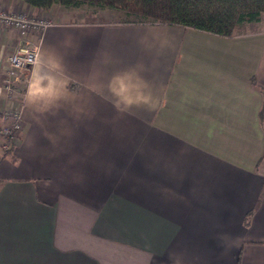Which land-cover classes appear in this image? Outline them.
<instances>
[{
	"label": "crops",
	"instance_id": "0c3cea01",
	"mask_svg": "<svg viewBox=\"0 0 264 264\" xmlns=\"http://www.w3.org/2000/svg\"><path fill=\"white\" fill-rule=\"evenodd\" d=\"M83 7L50 9L39 48L82 94L76 114L37 118L23 100L20 137L0 151V264H264V15L226 37ZM26 39L38 43L0 26L2 107ZM132 68L150 110L108 102L109 79Z\"/></svg>",
	"mask_w": 264,
	"mask_h": 264
},
{
	"label": "trees",
	"instance_id": "16d2710c",
	"mask_svg": "<svg viewBox=\"0 0 264 264\" xmlns=\"http://www.w3.org/2000/svg\"><path fill=\"white\" fill-rule=\"evenodd\" d=\"M49 11L83 6L122 12L126 22L168 24L232 36L237 27L264 15V0H21Z\"/></svg>",
	"mask_w": 264,
	"mask_h": 264
},
{
	"label": "clouds",
	"instance_id": "9594fccd",
	"mask_svg": "<svg viewBox=\"0 0 264 264\" xmlns=\"http://www.w3.org/2000/svg\"><path fill=\"white\" fill-rule=\"evenodd\" d=\"M32 70L24 93L25 107L37 118L44 115H55L62 110H71L75 115V105L80 102L82 94L71 87L72 81L64 70L62 59L47 49H37L32 60ZM89 86L102 99H108L104 89ZM149 85L139 75L136 68L113 75L107 85L109 103L118 111L132 108L152 109L156 99L148 90Z\"/></svg>",
	"mask_w": 264,
	"mask_h": 264
},
{
	"label": "built area",
	"instance_id": "2783aa9c",
	"mask_svg": "<svg viewBox=\"0 0 264 264\" xmlns=\"http://www.w3.org/2000/svg\"><path fill=\"white\" fill-rule=\"evenodd\" d=\"M53 24L54 17L48 11L33 15L24 9L9 11L0 6L1 27L15 30L23 39L30 33H35L38 38L37 44L24 40L7 59L4 89L12 104L9 107L0 105V151L4 153L10 151L20 137L23 128V87L27 82L25 72L33 67L34 53L40 48L46 29Z\"/></svg>",
	"mask_w": 264,
	"mask_h": 264
},
{
	"label": "rangeland",
	"instance_id": "374dc122",
	"mask_svg": "<svg viewBox=\"0 0 264 264\" xmlns=\"http://www.w3.org/2000/svg\"><path fill=\"white\" fill-rule=\"evenodd\" d=\"M83 8H84V10H86L87 7L85 6V7H83ZM86 11H88V10H86ZM99 11H100V10H99ZM53 12H54V11L49 12V13H51V15H54ZM41 13H42V12H41ZM101 13H103L104 15H102ZM100 14H101V15H99V17L102 18V19H103V18H114V17H117V19H120V20H122V19L124 20V19H125L124 14H123L122 12H119V11H118V12H112L111 15H106L105 12H100ZM33 15H35V14H33ZM111 16H113V17H111ZM53 17H54V16H53Z\"/></svg>",
	"mask_w": 264,
	"mask_h": 264
}]
</instances>
